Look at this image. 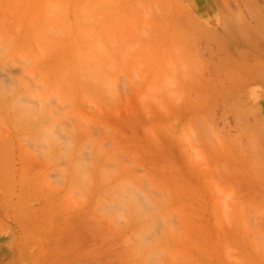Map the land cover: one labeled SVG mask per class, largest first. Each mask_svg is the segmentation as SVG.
I'll use <instances>...</instances> for the list:
<instances>
[{"label":"rangeland","instance_id":"1","mask_svg":"<svg viewBox=\"0 0 264 264\" xmlns=\"http://www.w3.org/2000/svg\"><path fill=\"white\" fill-rule=\"evenodd\" d=\"M0 264H264V0H0Z\"/></svg>","mask_w":264,"mask_h":264},{"label":"bare ground","instance_id":"2","mask_svg":"<svg viewBox=\"0 0 264 264\" xmlns=\"http://www.w3.org/2000/svg\"><path fill=\"white\" fill-rule=\"evenodd\" d=\"M50 113H53V112L50 110Z\"/></svg>","mask_w":264,"mask_h":264},{"label":"crops","instance_id":"3","mask_svg":"<svg viewBox=\"0 0 264 264\" xmlns=\"http://www.w3.org/2000/svg\"><path fill=\"white\" fill-rule=\"evenodd\" d=\"M216 7V6H215Z\"/></svg>","mask_w":264,"mask_h":264}]
</instances>
